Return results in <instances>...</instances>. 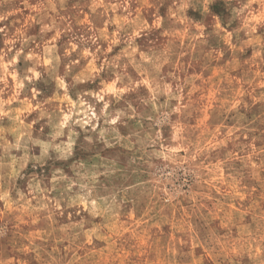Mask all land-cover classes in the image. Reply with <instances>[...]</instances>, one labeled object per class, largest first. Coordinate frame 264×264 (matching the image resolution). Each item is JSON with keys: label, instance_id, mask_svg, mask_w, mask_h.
Instances as JSON below:
<instances>
[{"label": "clouds", "instance_id": "1", "mask_svg": "<svg viewBox=\"0 0 264 264\" xmlns=\"http://www.w3.org/2000/svg\"><path fill=\"white\" fill-rule=\"evenodd\" d=\"M260 79L264 0H0V264H264Z\"/></svg>", "mask_w": 264, "mask_h": 264}, {"label": "rangeland", "instance_id": "2", "mask_svg": "<svg viewBox=\"0 0 264 264\" xmlns=\"http://www.w3.org/2000/svg\"><path fill=\"white\" fill-rule=\"evenodd\" d=\"M251 67L255 68V72H254L255 75L257 76L261 75V71L259 68H256L254 65H252ZM198 69H199V65H197L196 68L192 70V74L198 77L197 88L195 91H193L192 89H188V94L193 99L197 97L198 93L203 91V89L199 86L200 80H204L206 82L207 96L210 99H220L217 95L219 89H224V91L227 92L228 87L235 85L236 86L235 90L237 92H240L241 88L239 87V85L241 83V75L243 76L248 75L247 71H241L240 69H236V68H234L231 73H228L225 69L219 66H215V65L208 68L204 72H201ZM238 71L240 72V75H237ZM257 84L261 87H264V79L258 80ZM245 99L253 100L254 98L246 96ZM220 102L224 103L225 101L223 99H220ZM246 115H247V119L252 120L254 122L253 127L257 129L254 135L251 137H248V139L251 142L252 148L259 149L262 146V141L258 139V137L260 136V131L258 130L264 129V124L261 123V121H264V103L256 101L254 103V106L250 108V110L248 111ZM200 118L202 119L203 116H201ZM223 127L228 129V132L224 134H230L231 124H225L223 125ZM217 130L218 131L221 130L220 125L217 126ZM223 176H224V173L223 171H221L220 177L223 178ZM212 179H213V182H215L216 176L214 175ZM143 206L145 207V209L147 208L146 203ZM186 211L187 209L184 206H181V208L179 209V212H186ZM169 214L172 215L173 217H176L179 213L177 212L176 209H172ZM129 218L135 220L137 224L143 223V221L139 219L136 213H132ZM0 223H2V221H0ZM121 223H124V221L122 220ZM32 232H35L37 236L43 234V227L40 225L39 220H36L35 223L30 227L29 234H31Z\"/></svg>", "mask_w": 264, "mask_h": 264}]
</instances>
